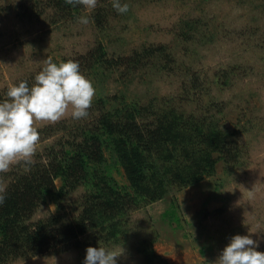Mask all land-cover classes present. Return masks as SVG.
<instances>
[{"label": "rangeland", "instance_id": "obj_1", "mask_svg": "<svg viewBox=\"0 0 264 264\" xmlns=\"http://www.w3.org/2000/svg\"><path fill=\"white\" fill-rule=\"evenodd\" d=\"M48 1L0 0V101L13 84L31 85L49 57L60 63L101 44L106 59L120 61L100 76L80 67L96 89L85 121L97 113L95 100L110 96L141 107L137 122L144 126L168 110L203 116L228 133V162L216 160L211 175L186 187L169 186L160 200L130 210L114 242L95 243L94 231H88L78 237H87L86 245L56 244L3 264H83L88 246L120 245L125 255L117 264H143L144 246L156 256L151 264H215L233 235L249 232L264 251V0H120L129 5L126 14L118 13L112 0H98L91 12L73 6L66 15ZM99 7L100 28L92 19ZM80 16L89 23L80 24ZM135 54L140 61H124ZM62 133L40 136L35 162ZM27 170L13 166L0 174V182L7 185L14 172ZM120 170L112 175L124 184ZM84 191L78 186L61 199L59 214L76 215ZM55 213L46 202L29 220Z\"/></svg>", "mask_w": 264, "mask_h": 264}, {"label": "trees", "instance_id": "obj_2", "mask_svg": "<svg viewBox=\"0 0 264 264\" xmlns=\"http://www.w3.org/2000/svg\"><path fill=\"white\" fill-rule=\"evenodd\" d=\"M48 2L63 14L73 11L64 0ZM99 10L92 19L100 28L104 16ZM105 56L98 44L87 55L60 62L74 60L86 74L100 76L103 68L120 61ZM140 58L135 54L124 61L135 63ZM117 100L116 96L98 97L97 113L90 121L74 120L72 126L62 120L38 130L43 137L63 133L56 143L43 147L33 168L14 172L7 184L6 199L0 205V264L41 254L56 244L78 248L88 239L78 237L88 231H94L95 243L114 242L130 210L160 200L169 186L186 187L211 175L216 160L228 162V133L217 130L207 118L182 117L168 110L155 116L149 127L137 122L141 107L122 97ZM232 155L234 162L236 154ZM119 168L124 184L112 175ZM78 186L85 189L80 209L66 219L59 214V202ZM46 202L54 205L56 213L31 222L35 209ZM164 214L176 221L172 212ZM139 253L143 264L156 258L150 247L144 246Z\"/></svg>", "mask_w": 264, "mask_h": 264}, {"label": "clouds", "instance_id": "obj_3", "mask_svg": "<svg viewBox=\"0 0 264 264\" xmlns=\"http://www.w3.org/2000/svg\"><path fill=\"white\" fill-rule=\"evenodd\" d=\"M68 5L82 6L93 11L98 0H64ZM112 7L120 14L129 11L127 3L112 0ZM78 22L87 25V16ZM96 89L74 60L53 62L49 57L29 85L25 80L10 86L6 98L0 101V174L23 164L26 170L35 163L34 157L41 142L39 127L55 125L70 118L82 120L89 116ZM7 185L0 182V205L6 199ZM251 233L235 234L222 249L215 264H264V251H258V241ZM125 250L104 246L86 248L83 264H117Z\"/></svg>", "mask_w": 264, "mask_h": 264}]
</instances>
